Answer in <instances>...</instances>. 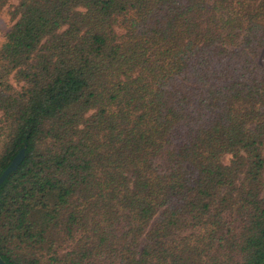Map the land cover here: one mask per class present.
<instances>
[{
  "label": "trees",
  "instance_id": "trees-1",
  "mask_svg": "<svg viewBox=\"0 0 264 264\" xmlns=\"http://www.w3.org/2000/svg\"><path fill=\"white\" fill-rule=\"evenodd\" d=\"M9 18L4 264H264V0H17Z\"/></svg>",
  "mask_w": 264,
  "mask_h": 264
},
{
  "label": "rangeland",
  "instance_id": "rangeland-1",
  "mask_svg": "<svg viewBox=\"0 0 264 264\" xmlns=\"http://www.w3.org/2000/svg\"><path fill=\"white\" fill-rule=\"evenodd\" d=\"M17 0H6L0 7V35L6 31L7 25L11 22L9 18V11L11 5H14ZM264 152V148H263ZM225 160V156L222 158ZM264 179V178H263Z\"/></svg>",
  "mask_w": 264,
  "mask_h": 264
},
{
  "label": "water",
  "instance_id": "water-1",
  "mask_svg": "<svg viewBox=\"0 0 264 264\" xmlns=\"http://www.w3.org/2000/svg\"><path fill=\"white\" fill-rule=\"evenodd\" d=\"M21 157H22V151L20 150L15 156H13L7 167L0 173V182L2 181L6 173L16 166V164L19 162ZM0 264H4V262L1 259H0Z\"/></svg>",
  "mask_w": 264,
  "mask_h": 264
}]
</instances>
